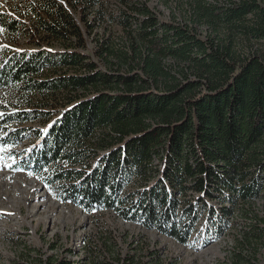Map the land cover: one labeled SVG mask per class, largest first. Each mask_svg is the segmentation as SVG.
I'll use <instances>...</instances> for the list:
<instances>
[{
    "label": "trees",
    "instance_id": "16d2710c",
    "mask_svg": "<svg viewBox=\"0 0 264 264\" xmlns=\"http://www.w3.org/2000/svg\"><path fill=\"white\" fill-rule=\"evenodd\" d=\"M65 2L46 0L34 22L60 50L0 58V90L25 105L0 126L47 122L27 129L38 142L23 152L26 170L58 185L62 202L182 244L202 223L220 235L242 207L249 221L231 262L264 264V216L253 210L264 200V0H197L182 23L121 0V46L102 41L88 54L84 13L96 0ZM0 26L21 24L0 15ZM22 132L2 140L17 144Z\"/></svg>",
    "mask_w": 264,
    "mask_h": 264
},
{
    "label": "rangeland",
    "instance_id": "374dc122",
    "mask_svg": "<svg viewBox=\"0 0 264 264\" xmlns=\"http://www.w3.org/2000/svg\"><path fill=\"white\" fill-rule=\"evenodd\" d=\"M46 0H0V15L21 24L15 33L0 26V58L5 50L30 51L40 47L60 50L57 41L43 40L34 26L37 14H43ZM68 8L66 0H55ZM146 2L164 21L182 23L194 19L197 0H130ZM205 4H223L226 0H202ZM84 15L92 21L87 35L86 53L99 42L111 41L121 46L124 32L116 19L127 10L121 0H96L89 4ZM198 12V11H197ZM96 20V21H95ZM95 21V22H94ZM98 62V61H96ZM100 71L106 69L99 65ZM25 107L16 92L0 90V117ZM59 109V108H58ZM47 122L37 120L26 124L0 126V264H31L42 259L53 264H233L232 252L241 229L249 219L243 208H236L223 233L202 223L187 243L182 244L155 231H147L125 223L111 212L88 214L74 204L62 202L58 185H49L45 178L26 170L24 151L38 141L32 131ZM23 130L17 144L2 139L10 131ZM10 166V167H9ZM253 210L264 216V200L255 203ZM208 234L209 237L206 236ZM262 258V257H261ZM264 262V261H263Z\"/></svg>",
    "mask_w": 264,
    "mask_h": 264
},
{
    "label": "snow or ice",
    "instance_id": "6c2138e0",
    "mask_svg": "<svg viewBox=\"0 0 264 264\" xmlns=\"http://www.w3.org/2000/svg\"><path fill=\"white\" fill-rule=\"evenodd\" d=\"M4 149H0V151H3ZM10 167V166H9Z\"/></svg>",
    "mask_w": 264,
    "mask_h": 264
}]
</instances>
